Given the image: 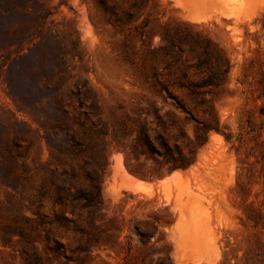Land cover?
Wrapping results in <instances>:
<instances>
[{
	"label": "rangeland",
	"instance_id": "1",
	"mask_svg": "<svg viewBox=\"0 0 264 264\" xmlns=\"http://www.w3.org/2000/svg\"><path fill=\"white\" fill-rule=\"evenodd\" d=\"M263 16L0 0V264H264ZM197 37L231 67L204 104Z\"/></svg>",
	"mask_w": 264,
	"mask_h": 264
},
{
	"label": "trees",
	"instance_id": "2",
	"mask_svg": "<svg viewBox=\"0 0 264 264\" xmlns=\"http://www.w3.org/2000/svg\"><path fill=\"white\" fill-rule=\"evenodd\" d=\"M261 29L264 31V22L261 24ZM162 41L172 45L171 40L164 37H162ZM193 44L199 47L196 53L198 55L197 61L190 66L194 70V75L197 76V79L195 81H188V84L179 83V88L188 91V94L192 98L204 104L206 102L204 98L206 95L213 93L223 86L231 67L222 51L211 40L197 37L193 40ZM185 77V72L182 70L181 79H185ZM214 122L217 125L214 128L215 131H219V122L215 119V116ZM175 150L180 153L178 147H175ZM178 161L179 164L175 168H186L190 165L183 158H179ZM97 188L95 186L96 190Z\"/></svg>",
	"mask_w": 264,
	"mask_h": 264
},
{
	"label": "bare ground",
	"instance_id": "3",
	"mask_svg": "<svg viewBox=\"0 0 264 264\" xmlns=\"http://www.w3.org/2000/svg\"><path fill=\"white\" fill-rule=\"evenodd\" d=\"M124 184L127 186V187H134V188H143L144 187V184L142 182H137V181H133L131 180L130 178H128V180H125Z\"/></svg>",
	"mask_w": 264,
	"mask_h": 264
}]
</instances>
